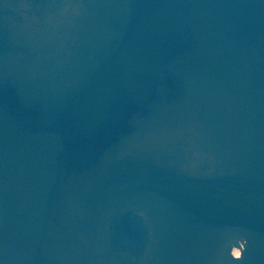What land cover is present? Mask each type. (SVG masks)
<instances>
[{
    "label": "water",
    "instance_id": "water-1",
    "mask_svg": "<svg viewBox=\"0 0 264 264\" xmlns=\"http://www.w3.org/2000/svg\"><path fill=\"white\" fill-rule=\"evenodd\" d=\"M0 264H264V0H0Z\"/></svg>",
    "mask_w": 264,
    "mask_h": 264
},
{
    "label": "bare ground",
    "instance_id": "bare-ground-1",
    "mask_svg": "<svg viewBox=\"0 0 264 264\" xmlns=\"http://www.w3.org/2000/svg\"><path fill=\"white\" fill-rule=\"evenodd\" d=\"M238 253H239L238 250L236 249L233 250V254L235 255V257L238 255Z\"/></svg>",
    "mask_w": 264,
    "mask_h": 264
}]
</instances>
